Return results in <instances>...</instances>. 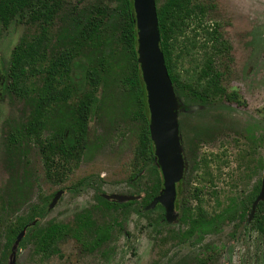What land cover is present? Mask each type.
Instances as JSON below:
<instances>
[{
  "label": "rangeland",
  "instance_id": "374dc122",
  "mask_svg": "<svg viewBox=\"0 0 264 264\" xmlns=\"http://www.w3.org/2000/svg\"><path fill=\"white\" fill-rule=\"evenodd\" d=\"M156 1L158 5L163 2ZM199 1L207 7L205 24L220 23V32L231 45L230 52L216 60V67L227 94L239 96L236 101L218 97L209 105H201L193 98L180 99L179 122L189 172H185L177 203L186 197L195 208L198 202L193 195L199 192L206 212L217 214L236 204L261 182L264 173V0ZM73 7L76 16L87 15L96 8L114 9L116 2L69 0L68 9ZM70 24V19L56 20L46 60L26 88L27 93H17L9 87L8 71L14 48L24 36L32 38L39 34V28L19 20L9 27L0 24V264H8L10 222L28 224L33 206L50 204L60 190L64 195L39 220V228L50 223L73 224L79 213L89 209L98 226L111 227L110 240L93 251L90 240L68 238L60 245L63 257L52 258L42 257L35 245L27 242L20 247L16 264H190L191 259L205 260L209 253L216 258L213 264H264V236L250 231L236 239L234 232L239 228L234 222L226 223L216 233L178 243L172 235L186 227L179 221L180 215L175 223L161 225L162 208L144 210L142 201L152 182L148 171L133 180L140 170L134 161L138 126L133 119L134 102L121 86L127 64L116 24L105 29L106 44L92 46L89 42L87 48L75 50L84 64L96 67L102 75L109 74L104 82H96V114L89 123L86 149L81 159L72 163L71 171L62 167L48 177L37 145L10 148L11 134L32 115L33 99L48 70L70 48L64 37ZM194 67L193 63H186L184 75L189 70L194 72ZM78 73L81 77L84 70L78 69ZM71 90L76 94L71 99L74 102L92 88L86 84ZM67 109L64 107L62 112L67 114ZM53 116L57 121L61 114ZM51 130L52 124L44 136ZM194 151L196 157L192 158ZM204 159L206 166H202ZM194 164H199L198 168H192ZM205 190H214L217 195L211 196ZM139 192L141 200L118 211L100 200L102 194ZM177 212L180 214L179 208Z\"/></svg>",
  "mask_w": 264,
  "mask_h": 264
},
{
  "label": "trees",
  "instance_id": "16d2710c",
  "mask_svg": "<svg viewBox=\"0 0 264 264\" xmlns=\"http://www.w3.org/2000/svg\"><path fill=\"white\" fill-rule=\"evenodd\" d=\"M114 1L116 2L114 9L96 8L87 15L84 13L85 16L79 14L76 16L74 13L76 7L68 9L69 0H0V24L3 27H9L14 21L19 20L35 24L39 28V34L32 38L24 36L12 52L8 79L9 87L17 93H27L29 83L40 73L50 48L56 20L58 18L63 22L71 20L69 29H65L68 34L64 35L69 41L70 48L62 52L48 70L43 85L36 94L37 97L33 99L32 115L27 123L11 134L10 148L20 149L22 145L30 143L37 145L44 159L48 177L62 167L71 171L72 163L78 162L86 149L89 123L96 114L98 103L96 82H104L109 74L107 72L102 75L96 67L84 64L78 55L79 51L75 50L87 48L89 42L92 46L106 44L108 40L103 41L107 38L105 29L116 24L119 29L118 41L127 64V74L122 79L121 86L134 102L133 119L138 126L134 161L140 170L133 180L140 177L143 171H148L152 182L149 192L142 201L146 206L161 193L163 178L150 135L147 92L138 62V30L134 1ZM157 13L161 35L160 47L178 98H193L201 105H209L222 96L236 101L239 95L227 94L221 82L222 74L216 67V60L229 53L231 45L220 32V23L212 26L205 24L207 7L199 0H163L162 4H157ZM186 63L195 65L194 72L187 71L189 72L187 76L184 75ZM78 69L84 70L83 76H79ZM86 84L92 90L83 98L71 102L76 95L71 89L78 85L85 87ZM64 107L68 108L67 114L62 112ZM57 112L61 117L56 121L53 115ZM51 124L52 130L44 136V132ZM186 163L188 174L187 158ZM202 163V166L208 165L206 159ZM198 166L199 164L195 168ZM257 193L258 188L248 199L247 208L255 200ZM193 198L198 202L195 208L189 205L186 197L179 203L180 221L187 225L185 231L176 235L181 243L188 241L196 231L218 229L225 222L223 216L214 220L208 218V213L203 208L204 200L199 192H195ZM100 200L117 211L133 206L137 202L119 204L107 201L101 196ZM11 201L9 198V204ZM47 213V202L33 206L21 247L31 242L35 245L36 252L44 258L63 257L60 245L68 238L90 240L93 251L110 239V227L97 226L91 210L79 213L73 224L50 223L45 228H39V222L36 225L32 224L38 218H44ZM233 215L234 213L231 214ZM25 226L27 223L18 222L12 225L10 222L6 249L11 248ZM203 263L204 261L200 260L197 264Z\"/></svg>",
  "mask_w": 264,
  "mask_h": 264
},
{
  "label": "water",
  "instance_id": "95a60500",
  "mask_svg": "<svg viewBox=\"0 0 264 264\" xmlns=\"http://www.w3.org/2000/svg\"><path fill=\"white\" fill-rule=\"evenodd\" d=\"M138 30V62L146 86L147 102L150 113V135L155 146V157L163 177L161 194L147 207L154 209L161 204L166 210V220H177L175 210L177 184L185 176L186 162L182 146L179 113L182 102L178 98L170 78L164 53L161 50V35L156 0H133ZM64 191L57 192L50 210L53 209ZM106 200L118 203L132 202L136 196L104 194ZM264 201V177L261 192L253 206L250 219L258 203ZM26 234V228L18 235L10 256V264H16L17 250Z\"/></svg>",
  "mask_w": 264,
  "mask_h": 264
},
{
  "label": "flooded vegetation",
  "instance_id": "af4514ba",
  "mask_svg": "<svg viewBox=\"0 0 264 264\" xmlns=\"http://www.w3.org/2000/svg\"><path fill=\"white\" fill-rule=\"evenodd\" d=\"M212 25H215V24H212ZM221 28V27H220ZM219 28V29H220ZM185 157V156H184ZM195 158L196 157V152L194 151L193 153H192V158ZM185 162H186V158H185ZM195 165V164H194ZM194 165H192L193 167L192 168H194V169H196L195 168V166ZM186 171H187V163H186ZM162 174V173H161ZM263 177H264V173H263ZM263 177H262V179H261V182H259L252 190H250L249 192H246L242 197H241V199L236 203V204H234V205H232V206H229V207H225V208H223L220 212H218L217 214H208V218L210 219V220H214V219H218L219 217H221V216H223L224 217V220H225V222L218 228V229H213V230H211V231H206V232H200V231H196V233L190 238V239H192V238H194V237H196V236H204V235H206V234H208V233H216V232H218L219 230H221V229H223L224 227V225L226 224V223H228V222H234V224H237L238 225V231L237 232H234V237L236 238V239H238V238H240V236H245L248 232H250V231H253L257 236H260V237H263L264 236V201L263 200H261L259 203H258V205H257V207H256V209H255V212H254V215L252 216V219H250V216H251V212H252V210H253V206H254V204H255V202H256V200H257V198H258V196H259V194H260V192H261V189H262V183H263ZM163 178V177H162ZM184 180V179H183ZM183 180L180 182V183H178L177 184V197H178V195H179V188H180V185L182 184V182H183ZM256 188H258V193L256 194V196H255V200L253 201V202H251V204H250V206H249V208H247V206H246V203H247V201H248V199L249 198H251L252 197V195H253V193L255 192V190H256ZM162 190H163V188H162ZM60 191H63V190H60ZM206 192H209V194H211V196L212 195H217V192H215L214 190H205ZM59 192V191H58ZM162 192V191H161ZM203 192H204V190H203ZM65 193V192H64ZM57 194V193H56ZM161 194V193H160ZM159 194V195H160ZM64 195V194H63ZM107 195H109V194H107ZM158 195V196H159ZM56 196V195H55ZM131 196V195H130ZM132 196H136L138 199H136L135 201H139V200H141V196H140V194H138V195H132ZM157 196V197H158ZM101 197L102 198H104V194H102L101 195ZM156 198V197H155ZM154 198V199H155ZM54 199V198H53ZM105 199V198H104ZM154 199L151 201V202H149L146 206H144V210L145 211H151V210H155V209H158V208H162L163 209V211H164V214H163V216H164V218H162L163 216H161V220L159 221V223L161 224V225H163V224H173V223H175L177 220H178V218H177V220L176 221H174V222H172V223H169L167 220H166V210H165V208L161 205V204H158L154 209H151V210H148L147 209V207L154 201ZM106 200V199H105ZM53 201V200H52ZM52 201H51V203H52ZM107 201H112V200H107ZM135 201H132V202H135ZM59 202V201H58ZM114 202H116V201H114ZM51 203L50 204H48L47 203V206H48V212L50 211V205H51ZM118 203V202H117ZM126 203H128V202H126ZM119 204H124V203H119ZM158 206H160V207H158ZM112 208V207H111ZM177 208H179V211H180V214L177 212ZM52 210V209H51ZM89 210V209H88ZM175 210H176V213L178 214V217H179V215H180V217H181V208H180V206H179V203H177V198H176V203H175ZM92 211V210H91ZM234 213V215L233 216H231V214H233ZM48 214V213H47ZM92 215H93V211H92ZM77 217V216H76ZM40 219H42V218H38L35 222H33L32 224L33 225H36V223L37 222H39V220ZM94 219V218H93ZM75 220H76V218H75ZM95 221V220H94ZM179 221H180V219H179ZM75 222V221H74ZM181 222V221H180ZM96 223V222H95ZM184 224V223H183ZM186 227H185V229L184 230H182V231H185L186 230V228H187V225L186 224H184ZM28 226H29V224H27V226H25L22 230H24L25 228H26V233H27V230H28ZM98 226V225H97ZM110 229H111V227H110ZM22 230H21V232H22ZM111 231V234H112V229L110 230ZM182 231H180V232H182ZM21 232H19V234L21 233ZM179 233V232H178ZM178 233H174L172 236H173V238H175L176 240H177V238H176V235L178 234ZM18 234V235H19ZM18 235H17V237H18ZM25 236H26V234H25ZM25 236H24V238H25ZM17 237H16V239H17ZM111 237V236H110ZM23 238V239H24ZM16 239L14 240V242H13V244H12V246H11V248H9V249H7V252L10 254L9 255V258H8V264H10L9 262H10V256H11V253H12V247H13V245H14V243H15V241H16ZM23 239H22V241H23ZM189 239V240H190ZM110 239H108L106 242H104V243H102V245L98 248V249H100L101 247H103V245L104 244H106L108 241H109ZM188 240V241H189ZM22 241H21V243H22ZM178 241V243H181V242H179V240H177ZM65 242V241H64ZM187 242V241H186ZM21 243H20V245H19V248H18V250H17V254H18V252H19V249H20V247H21ZM63 243V242H62ZM185 243V242H184ZM98 249H96V250H98ZM96 250H94V251H96ZM62 251V250H61ZM213 253V252H212ZM54 257V256H53ZM52 258V257H51ZM214 259H216L214 256H211L210 255V253H209V255L206 257V259L204 260L203 258H196V259H191L192 260V262L190 263V264H197L200 260H203L204 261V263L203 264H213L215 261H214ZM16 261H17V257H16Z\"/></svg>",
  "mask_w": 264,
  "mask_h": 264
}]
</instances>
